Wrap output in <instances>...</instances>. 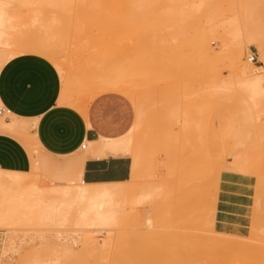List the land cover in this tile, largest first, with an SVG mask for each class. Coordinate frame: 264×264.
I'll return each instance as SVG.
<instances>
[{
  "label": "rangeland",
  "instance_id": "1",
  "mask_svg": "<svg viewBox=\"0 0 264 264\" xmlns=\"http://www.w3.org/2000/svg\"><path fill=\"white\" fill-rule=\"evenodd\" d=\"M165 1L171 4L168 8ZM189 1L210 2L213 11L222 10L221 16L217 22L198 25L201 15L194 5L189 6L191 19L180 23L174 12L179 3L172 0H0V9L8 11L15 29L20 30L10 31L12 39L41 36L56 44L60 61L43 56L59 70L67 96L76 107L79 103L82 108L87 104V109L108 103L119 111L129 110L128 130H134L133 144L146 171L140 173L151 175L139 178L141 183L153 178V182L162 180L164 184L159 183L166 191L170 187L166 188L164 180L176 182L173 193L167 190L168 197L166 192L159 194L165 197L163 201L157 194L162 188L154 183L159 188L155 199L140 194L144 199L138 198L137 205L132 203L134 199L122 203L126 212L137 210L131 214L137 219L122 216L94 228L73 219L60 222L53 215L50 221V217H38L36 207L53 206L56 196L59 200L61 194L53 191L56 196L51 195L50 189H63L76 178L74 160L81 156L50 157L38 151L29 177L30 188H50L49 194L40 191L46 192L45 199L51 203L40 204V199L27 189L11 190L16 195L13 205L18 203L20 208L10 205L2 208L8 210L0 211V264H172L170 256H159V252L154 261L140 255L149 245L144 232L156 227L154 214L159 205L164 225L160 228L163 237L154 244L158 251L162 243L177 245L180 235H199L218 242L234 239L229 228L241 224V212L257 202L264 206V94H256L251 88L249 92L248 87L233 79V52L239 50L234 47L237 36L231 34L226 23L230 17L238 21L240 34L245 33L246 38L242 63L264 79L259 42L250 39L243 28L249 16V33L264 40V0H241L239 10L237 7L232 11L235 15L227 13L239 0ZM170 7L177 10L165 13ZM52 12L54 18H59L55 19L59 23L53 20L54 25L50 22ZM202 30L215 35L207 45L198 43V32ZM52 31L60 32L54 34L60 36L57 42ZM250 51L257 53L259 64L248 61ZM104 78L112 85L101 86ZM169 159L174 160L172 164L167 163ZM64 161L68 164L59 169L44 165ZM185 167L194 174V180L180 186L176 179ZM2 191L0 188V200L4 199ZM21 195L24 204L20 203ZM72 208L73 212L77 209L75 205ZM126 212L122 215L130 214ZM251 232L253 238L244 243H264V228H252ZM213 250L212 255L218 257L219 245ZM132 257L133 262L125 261ZM241 264H264V255L246 258Z\"/></svg>",
  "mask_w": 264,
  "mask_h": 264
},
{
  "label": "bare ground",
  "instance_id": "2",
  "mask_svg": "<svg viewBox=\"0 0 264 264\" xmlns=\"http://www.w3.org/2000/svg\"><path fill=\"white\" fill-rule=\"evenodd\" d=\"M172 1H176L175 3H177V2L179 3L178 5H176V8L178 7V10L177 9H171V7H170V9H168L167 12L166 11H164V12L168 13L169 10H170L169 12L177 10L174 12H176L175 15H176V17L179 18L180 23H183V22L187 23V18L191 19L190 16H192L191 15L192 10L190 9L189 6H194V5H195V7H198V10L196 8L195 11L199 12L201 15V22L198 25H200L203 22L211 24L212 22H214L216 20L218 21L219 17L221 16L222 10L219 11L220 10L219 9L218 11H216V10L213 11L211 6H210V2H205V1H200V0H199L200 2H196V3L190 2L189 0H172ZM175 3H174V5H175ZM166 4H167V2H166ZM169 4H167V8H168ZM214 4L212 3L211 5H214ZM159 5L160 4L158 3V6ZM161 5H162V3H161ZM174 5H172V8L175 7ZM201 6H204V7H201ZM239 6L241 7V0L238 1V4L233 5L231 7V9L229 10V12L228 11H225V12L226 13L228 12L227 14H229V13L233 14L234 13L233 15H235L236 13L232 12V11H234L237 7H238L237 9L239 10V8H240ZM161 7H163V6H160L158 9L160 10ZM1 9L3 10V8H1ZM1 9H0V50H1V54H2L4 59H8L12 56H15L17 54H22V53H37V54H42V55L48 56L49 58H51L55 61H60V57L58 55L56 44L51 40L48 41V39L46 40V38H43L41 36H38L36 38V37H32V36L29 37L28 35L25 37L23 36L21 38L20 37H18V38L13 37V39H12L10 36V31L11 30H13V31L18 30V28L15 29L16 26L13 24V18H12V16L8 15V11H5V10L2 11ZM190 10H191V12H190ZM223 10H224V8H223ZM236 12H237V10H236ZM169 14H171V13H169ZM224 14L225 13L223 12L222 15H224ZM53 15H55V14L52 12V14H51L52 17H50L51 24L54 23L53 20H55L57 18L56 16L54 18ZM57 19H59V18H57ZM55 21H57V20H55ZM226 23L231 28V34L234 36H237V39L234 40V42H236L234 44V47H237L239 50L238 53L233 52L232 74H231L233 76V79L235 77V80L237 79L236 82L239 81L240 83H242V86L244 84L245 88L248 87L249 89L250 88L253 89L254 91H256V94H258V93L264 94V79H263V77L257 76L255 73V69H253V68L247 66L246 64L242 63L243 62L242 58H243L244 48H246V38L243 37V35H245V33H243V35L240 34L239 23L234 18L230 17ZM216 24H219V23H216ZM52 25H54V24H52ZM192 25L195 26L194 24H192ZM198 25H196L197 29H198ZM203 25H204V23H203ZM214 25H215V23H214ZM204 26H206V25H204ZM215 27L216 26H214L213 29H215ZM227 27H225V29H227ZM201 28H203V27H201ZM243 28H244V32L249 34L248 36L250 39H251V37H254V39L257 38L255 40H257L259 42L261 52L264 56V40H262L261 38L255 37L254 35H251L248 32V30L245 28V26H243ZM209 30L211 31V29H209ZM18 31H20V30H18ZM210 31H209V33L207 32V30L206 31L202 30V31L198 32V43L200 45H207L209 42V38L215 37V35L210 34ZM57 33L59 34L60 32H57ZM57 33L53 32L51 34L54 35ZM51 34L49 37L52 36ZM61 34H63V33H61ZM223 35H225V34H223ZM54 36L56 39L57 36L56 35H54ZM216 37H218V36H216ZM59 38H60V36L57 37V40L55 42H57L59 40ZM223 38H225V37H223ZM51 39H53V37H51ZM226 39H224V40H226ZM231 42H233V41L231 40ZM106 78L101 80L100 85L103 87L107 86L108 84L112 85L111 81L106 80ZM239 82H237V83H239ZM66 89H67L66 87H62L60 103L66 104V105L68 104L70 106L76 107L75 101L71 100V98H69L67 96ZM251 89L249 92H251ZM244 91L246 92L245 89H244ZM254 94H255V92L252 95H254ZM5 128H7V129H5L6 131H9L11 133L16 134L17 136H19L20 139H22L25 142L24 144H26V146L28 147L27 149H29V151L31 153L30 155L33 158V166H35L36 163H35L34 154L37 151L38 141L36 139V134L33 131L36 128V124L34 122H30V121H19L16 124H14V127H6L5 126ZM133 131L130 130L129 133L126 135V137H124L121 140L112 139L109 144H104L103 142H91L88 145L89 146L88 153L92 157L96 156V155H105V154L124 155V152H127L128 154H130L132 151L133 142H134L133 141L134 140L133 139V135H134ZM135 139H136V137H135ZM169 161H171V162H169ZM173 161L174 160L169 159L167 161V163L172 164ZM150 164H152V163H150ZM141 165L142 164H137V165L133 166L131 179L128 181H125V182L88 184V183L84 182L81 178H75V179L69 180V182L67 183V186H65L66 184H64L63 189H61L62 186L59 189L56 188L54 190L50 189V188H47L46 190L44 188H41L42 190L44 189L47 192V194H49L48 191L50 189L51 190L50 192H52L51 195L54 194V196H56V195L53 191H56L57 193L59 192L58 196H60V194H61V197L59 198L60 201L59 200L56 201L57 196L55 197V200H53V198H52V200L54 202L52 201L53 206H50V204H49V206L51 208L49 206H48V208H44V207H42V205H40L39 207H36L38 210V213L36 210V214L38 215V217H41V218H43L42 216H44L45 219L46 218L48 219L51 215H53V218L54 217L58 218L59 219L58 221H60V222L61 221L64 222L66 220L70 221V219H73L72 221L75 220L78 224H83L84 226H90L92 228H94L96 226L98 227V225H104L107 222L116 221L119 218H121L122 216L127 217V218H131V219L132 218L137 219V215H136V217L135 216L133 217V215H135L137 210L135 209L136 210L135 213H134V209H132V211L127 210V212H126V207L122 206V203L126 204V202H128V204H129L130 203L129 201H131V199L133 201V199H134V202H132V201L131 202L133 204H135V202H136L135 205H137L138 198L139 199L141 198L140 200H143L145 197L144 194H148L150 199L152 198V200H153V198L155 199V197H156V193H157L156 191L159 190V188H157L158 186L160 188H162V190H159L161 192L158 191L157 194L159 195L161 193V195H163L166 192L164 195H165V197H168L167 195L169 193H173V190L175 188V183H176L173 179L172 180L167 179L168 181L163 179L165 181V183L167 184L166 188L168 187V185L170 187V188L168 187L169 189H167L169 192L168 194H167V190L164 191L165 185L163 186L164 187V189H163V187L160 184V183L164 184V182L162 180H159V181H162L160 183H159V181L153 182V181H155L154 180L155 178H153V176H152L153 181L151 178H149V181L151 179L150 182L146 181V183H145V181H144V183H141L142 181L140 179H142L143 176L146 175V174H144V172H146L143 168L144 165H142L143 169L139 168V166H141ZM153 165L154 164H152V166ZM148 166L149 165L147 164V167ZM33 168H35V167H32V169ZM183 170L186 172L182 171L180 174L181 176L179 175V177L176 179V181L178 180L180 186H184V185H187L188 183H192V181L194 180V174L191 173L189 168H186ZM140 171H144V172L140 173ZM30 176H31V172H29V173H22L21 172L20 173V172L0 171V188L3 189L1 194H2V197L4 198V199L0 200V211L3 207L10 206V205H13L15 203L16 195L13 191H11L15 187L20 188L22 190L27 189L28 191H31L30 195H33V196L36 195L35 197L38 198L37 200L40 199L39 200L40 204L44 205V203L46 201H50V200L45 199L47 197L46 192L40 191L41 189L38 186L31 187L32 189L30 188V179H29ZM146 177H151V175L150 176L146 175ZM181 179H182V181H181ZM186 179H188V180H186ZM170 181H171V183H169ZM178 182H177V184H178ZM154 183H157L159 185L157 186V184H154ZM153 184L155 186H153ZM141 185H142V187H140ZM149 186H152L153 189L150 187L151 190H149L150 189ZM172 186H173V188H171ZM143 187L149 188L148 189L149 191H147V189L145 188L146 190L144 189L143 193H142ZM154 187H156V188H154ZM29 189H31V190H29ZM152 190H154V192ZM144 191H147L148 193H144ZM34 192H36V193H34ZM38 193H39L40 197L38 196ZM152 193L155 195H153ZM28 194L29 193H27L26 195H28ZM137 194H138V196H137ZM140 194H141V196H144V197L142 198L141 196H139ZM150 195H152L154 197H152ZM158 195H157V199H158ZM161 195H159L160 196L159 199L165 198L164 196L161 197ZM170 195H172V194H170ZM136 196H137V199H135ZM149 197H147L146 199H148ZM22 198H23V195H21L20 203L23 202V204H24L25 201ZM41 198H43V199H41ZM140 200L138 202H141ZM58 201H59V204H55V202L57 203ZM161 201H163V199ZM46 203L48 204V202H46ZM50 203H51V201H50ZM139 204H141V203H139ZM17 205H18V203L13 205V207L16 208ZM74 205L77 208L75 212L72 211V209H73L72 207ZM141 205H143V203ZM130 207L132 208V206H130ZM133 207H135V206L133 205ZM19 208L20 207L18 205V209ZM131 208H130V210H131ZM22 209H23V207H22ZM32 209H31V211L34 210V209L33 210ZM3 210H8V209H2V211ZM125 212H126V214L130 213V214H127L129 216H127L125 214L122 215V213H125ZM132 213H134V214L131 215ZM26 214H27V212L25 213V215ZM130 215L132 217H130ZM154 215H155L154 219L156 221V227L152 231L144 232V234H143L144 239L147 240L149 245L140 254L144 258H150L152 261H154L156 258L158 259V257H157L158 253L157 252H159V256H162V257L165 255L170 256V259L172 260V264H241V260H244L246 258L261 257L264 255V243L263 242L261 243V241H258L257 244H255V245H248V243H244V241H243V240H249L250 238H253V234L251 232L252 228H261V229L264 228V206L261 205L259 202L256 203L255 207L245 208L241 212V224L234 225V226L229 228L230 236L233 237L234 239L221 240L218 242V240L211 241V240H209L205 237L199 236V235H186V236L180 235V236H178L177 245L169 246L167 243L166 244L162 243V248L159 251L156 250V248L154 247V244L158 243L161 240V238L163 237L162 234L160 233V228L164 225L162 207L160 205L155 209ZM51 217H50V221H51ZM53 218H52V220H53ZM54 220L56 221V219H54ZM178 220L180 221L181 218H178ZM40 221H42V219ZM148 224L149 225L151 224L150 219H148ZM90 227H88V228H90ZM86 244L88 245V243H86ZM216 245H219V249H220V255L218 257L212 255V252L214 251L213 249L215 248ZM133 260H135V257L125 259V261L127 263H131V262H133Z\"/></svg>",
  "mask_w": 264,
  "mask_h": 264
},
{
  "label": "crops",
  "instance_id": "3",
  "mask_svg": "<svg viewBox=\"0 0 264 264\" xmlns=\"http://www.w3.org/2000/svg\"><path fill=\"white\" fill-rule=\"evenodd\" d=\"M249 22L251 18L245 17L243 25L247 30ZM62 87L61 74L47 57L22 53L4 59L0 50V171L31 172L33 158L25 142L5 130V126L14 127L16 122L30 121L36 124L33 131L38 141L36 153L50 157L81 156L74 160L76 178L88 184L130 180L133 166L140 164V152L134 144L131 153L124 152L122 156L92 157L88 153L91 142L109 144L112 139L126 137L132 130H128L129 110L119 111L108 103L88 109L87 104L82 108V103L77 107L61 104ZM67 164L64 161L44 165L59 169Z\"/></svg>",
  "mask_w": 264,
  "mask_h": 264
},
{
  "label": "built area",
  "instance_id": "4",
  "mask_svg": "<svg viewBox=\"0 0 264 264\" xmlns=\"http://www.w3.org/2000/svg\"><path fill=\"white\" fill-rule=\"evenodd\" d=\"M247 59H248V61L251 64H259V60H258V57H257V53L255 51H250V53L247 56ZM83 148H86V145L83 146Z\"/></svg>",
  "mask_w": 264,
  "mask_h": 264
}]
</instances>
